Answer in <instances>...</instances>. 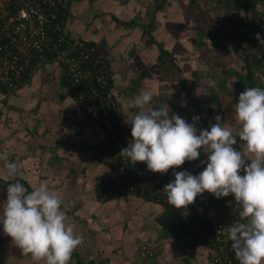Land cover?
<instances>
[{"label":"crops","instance_id":"crops-1","mask_svg":"<svg viewBox=\"0 0 264 264\" xmlns=\"http://www.w3.org/2000/svg\"><path fill=\"white\" fill-rule=\"evenodd\" d=\"M250 1L253 10L246 15L264 26V0ZM219 3L71 0L66 32L92 44L110 63L112 93L125 137H131L125 123L126 102L144 91L153 97L148 108L168 104L172 113L189 123L199 116L198 130L210 128L220 115L225 126L238 131L234 114L238 97L245 88L259 86L219 23V11L212 8ZM239 15L246 16L243 11ZM234 18L226 15L224 21ZM102 137L100 126L86 118L70 94L57 62L45 64L13 92L0 91V206L11 181H23L29 192L46 181L62 199L68 222H75L77 235L83 237L70 264H212L206 246L185 243L162 231L157 222L162 206L131 195L99 200V184L112 174L94 156ZM237 141L248 157L246 147ZM206 151L183 164L192 175L206 167ZM13 161L18 175L8 177L4 165ZM144 244L152 247V257L140 254ZM0 264L44 261L25 254L0 225Z\"/></svg>","mask_w":264,"mask_h":264},{"label":"clouds","instance_id":"clouds-1","mask_svg":"<svg viewBox=\"0 0 264 264\" xmlns=\"http://www.w3.org/2000/svg\"><path fill=\"white\" fill-rule=\"evenodd\" d=\"M255 39L264 42L259 34ZM210 86L215 87V81ZM152 99L144 91L126 102L125 123L131 128V139L119 154L133 165L145 163L152 173L166 174L185 161L197 160L206 149L202 172H174V180L164 185L168 203L186 209L205 192L217 199L231 196L241 207L240 219L227 226L224 234L238 264H264V88L248 87L240 93L234 108L239 122L236 133L221 122L220 115L210 128L198 130L199 116L189 123L172 113L168 104L153 110L147 107ZM237 138L248 157L237 147ZM4 169L8 177L18 175L14 161L6 162ZM62 203L46 181L31 192L19 181L9 183L0 206V225L33 260L70 264L83 237L77 235L75 222H68Z\"/></svg>","mask_w":264,"mask_h":264},{"label":"built area","instance_id":"built-area-1","mask_svg":"<svg viewBox=\"0 0 264 264\" xmlns=\"http://www.w3.org/2000/svg\"><path fill=\"white\" fill-rule=\"evenodd\" d=\"M70 3L71 0H0V91L13 92L45 64L57 62L77 105L103 131L94 156L112 174L100 182L99 200L105 202L120 195H131L164 209L172 208L163 187L174 180V172L187 168L181 165L166 174L152 173L145 163L133 165L119 154L131 137L119 135L121 113L112 93V69L93 45L66 32ZM214 6L219 11L220 25L228 28L224 16L230 9L223 2ZM239 31L230 29V38L238 43V53L242 57L247 55L249 61L252 57L261 59L262 51L251 42L254 32L245 39V28ZM252 75L258 86L264 88L262 60ZM240 210L231 196L217 199L205 192L186 209H181L188 231L178 238L185 243L206 246L212 264H238L231 241L224 233L227 226L240 219ZM140 254L152 257L154 252L150 245L144 244L140 246Z\"/></svg>","mask_w":264,"mask_h":264},{"label":"trees","instance_id":"trees-1","mask_svg":"<svg viewBox=\"0 0 264 264\" xmlns=\"http://www.w3.org/2000/svg\"><path fill=\"white\" fill-rule=\"evenodd\" d=\"M222 1L227 2L226 7L230 9V13H228L226 15L228 17L235 16V18L233 19L232 22L231 21L228 22V25H227L228 28H225V31L228 34V38H230L231 32L234 31L236 33H240L239 30L241 27H243V28H245V31L243 34L245 39H248L249 33L251 31L254 32L255 36L257 34H259V36L262 39H264V26H262L263 24L260 22L259 23L256 22L255 20L249 18L246 15L247 12H249V10H253V7L251 5L252 3L250 0H220V2H222ZM231 2H233L232 8H231ZM240 11H243L246 16L245 17L240 16L239 15ZM230 29H231V32H230ZM231 42L236 47L237 52H238V43L232 39H231ZM251 42H252V44L257 45L263 53L261 59H257L256 57H252L250 59V61H249L247 55L243 56V58L247 61L246 66L248 69V73L249 74L251 73L250 77L255 81V79L252 75V71H253V69L258 68L261 60L264 61V42L258 41L255 38ZM62 71H63V69H62ZM255 83H257V82L255 81ZM3 93H5V92H3ZM119 135L121 137L124 136L122 131L120 132ZM182 166H184V165H182ZM17 181H19V180L11 181V183L17 182ZM19 182L22 184H25L23 181H19ZM27 190H29V189L27 188ZM157 222L162 226V229L164 232H168V234L172 233L174 236H177V237L187 233V231H188V227L183 222L182 217H181V209H176L174 207L169 208V209H164L161 216L157 219ZM78 264H83V263H81L79 261ZM86 264H91V262H87Z\"/></svg>","mask_w":264,"mask_h":264},{"label":"rangeland","instance_id":"rangeland-1","mask_svg":"<svg viewBox=\"0 0 264 264\" xmlns=\"http://www.w3.org/2000/svg\"><path fill=\"white\" fill-rule=\"evenodd\" d=\"M163 231V230H162Z\"/></svg>","mask_w":264,"mask_h":264}]
</instances>
